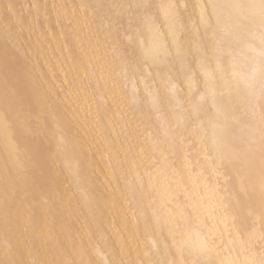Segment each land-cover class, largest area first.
<instances>
[{"label": "bare ground", "instance_id": "1", "mask_svg": "<svg viewBox=\"0 0 264 264\" xmlns=\"http://www.w3.org/2000/svg\"><path fill=\"white\" fill-rule=\"evenodd\" d=\"M67 1L0 0V10L7 7L11 15L16 13L11 34L0 35V264H264V131L257 130L264 127V119L254 122L249 111L241 114L238 107L215 95L212 80L207 82L216 111L207 116L209 135L222 153L215 171L220 169L223 178L216 182L219 185L209 180L207 196L195 199L196 185L207 171L190 168L186 179L191 186L180 187L187 209L176 199L169 205L157 183L159 177L154 178L160 159L155 155L163 157L161 150L152 149L147 140L141 143L147 134L142 137L128 127L123 103L113 96L112 88L102 89L103 79L86 86L88 55L76 50L79 37L67 35L74 24L79 30L78 22L85 15H70L66 21ZM153 1L155 15L145 13L133 35L138 57L160 71L158 80L177 73L181 66L180 77L192 88L185 55L202 48L191 39L199 37L197 24H207L210 15L227 28L231 47L238 43L250 51L264 49L256 45L264 26V0H195L196 16L180 20L179 26L175 16L183 0ZM72 2L96 21L102 0ZM32 13L47 15L30 19ZM21 16H29V21ZM55 17L60 19L47 23ZM5 20L0 17V32ZM32 32H39L33 48L24 42ZM180 33L186 34L184 40ZM12 40L13 46L4 45ZM169 54L175 61L164 60ZM67 66L71 68L65 70ZM126 67V72L133 69L132 64ZM240 67L235 71L244 81L249 74ZM96 68L88 69L90 75L103 72ZM174 77L169 80L173 86ZM142 87L147 94L137 107L145 108L149 99L158 111L157 87ZM244 93L249 97V89ZM25 123H32V128ZM156 124L159 144L166 137L182 138L192 129L187 124L172 128L164 118ZM247 144L253 145L249 152ZM115 146L123 152L118 154ZM194 149L191 158L202 152L200 146ZM209 205L218 209L210 213Z\"/></svg>", "mask_w": 264, "mask_h": 264}, {"label": "rangeland", "instance_id": "2", "mask_svg": "<svg viewBox=\"0 0 264 264\" xmlns=\"http://www.w3.org/2000/svg\"><path fill=\"white\" fill-rule=\"evenodd\" d=\"M70 1H67V6L64 7L65 11L63 14L67 15L65 18L66 21L71 20L70 15H85V19L78 22V24H80L79 30H74L77 27L74 26L76 25L74 24V28L73 26L72 28H69L70 30L69 32H67V35L79 37V39L81 40L79 43L80 46L76 47V50L80 49L79 51L82 50V53L84 52L88 55L87 60H85V64L87 66L86 86L90 88L93 80L97 82L99 79H103V84L100 85L102 86V89L112 88L114 90L113 96L116 98V100L119 99L123 103V109L121 110V112H123L125 119L129 121V123L131 122L130 124L128 123V127L132 126L130 128L134 129L135 131L137 130L135 133H138L142 137L144 134H147V138L144 139V142L141 143L146 144L145 141L147 140L148 145L152 149L161 150L160 154L163 153V157H160V155L157 154L155 155L157 159L158 157L160 159H158L155 165V171L157 175L154 176V178L159 177V179H155H158L157 183L164 189V194L167 198L166 202H169V205H171V203H173L176 199V201H180V207L183 210L187 209L188 204L186 203V201H183L186 196L182 194V190L180 187H183L185 184L191 186L192 182L186 179L187 171L190 168H200L201 170L204 168L205 170L206 167L205 171L207 172H204L198 182V185H196L198 186V194H193L195 199L202 200V197L207 196L205 193V187L209 185V180H212L213 185H219L216 184V182L222 180L223 178L221 177L220 169L215 171V168L218 167L217 165L221 166L220 164H218V160L221 159L222 153L219 146L215 142H212L213 140L209 135V130L211 127L207 116L209 113H213L216 111H214L212 107V95L209 92L210 85H208L207 82L210 83L212 80L213 82H211L210 84L215 83L212 84V86L215 85L217 87L216 88L215 86H213L215 87V91L217 90L216 93L214 92L215 95L217 94L216 96H219L218 98L226 102L229 101L233 106L238 107L241 114L245 112L247 113V111H249L248 114H250V118L251 120H254V122L260 119H264V49L262 47L264 46V26L259 28V32L261 33L262 31L263 35L262 33L258 34V38L261 37L262 39L260 38L259 40L257 38L258 43H256V45L258 47H262L263 50L259 48L258 51L256 48L253 49L252 52L247 47L243 48L241 44H239V47L238 43H234L235 45L231 47L232 44H230V42L228 41L229 35L227 34V28H222L224 25L213 22V18L211 15L206 18L207 24L205 22L204 24L202 23V27L200 26L201 22L199 21L197 26L199 25L198 28L200 29V35L199 37H196L198 36L196 35V38L192 36L191 40L196 41V46H200L202 48L198 49V47L196 50H193V54L191 50L185 55V58L190 62V70H192V73L190 72L192 76L189 77H191V79L193 78L191 81H194L192 84V88H188V85L185 83L183 77H180L179 70H181V66L180 68L178 67L179 69L177 68V73L173 74L174 76H177L176 78L174 77L175 84L173 86L170 85L169 81L171 78L173 79V75L162 76L160 77L159 81L156 74L158 75L160 71L152 66V64H149L148 62H142L141 58L138 57L139 51L137 50L139 48L136 38L133 35V31L134 28L138 26L137 23H140V21H142L145 13H148L150 15L152 14V16L155 15L154 12L156 6H154L155 2L153 0H102V2L98 5V8H101V11H98L96 21L89 19L86 13L83 12V8L76 9L78 5L73 2L70 4ZM193 1L195 2V0H183L181 7L179 4V9L176 13L177 17L175 16V22L178 20V26L180 25L181 21L194 14ZM91 2H93V0H91ZM178 2L176 1L177 4ZM21 6L22 5H17L15 6V8L21 9ZM27 6L28 5L26 4V7ZM6 8L7 7L0 10V17H3L4 20L7 19L5 20V25L7 26L4 25L3 28H5V30L9 32H6L5 30L4 32L3 30H1L2 33L0 32V35L4 33H10V30L12 29L11 24L14 20V17L16 16V13L14 15L12 13L11 15V12H9V8ZM14 9L12 7L11 11ZM30 15V19L32 17L42 19L43 16L45 17L47 14L32 13ZM194 15L192 17H194ZM22 18H24V21L25 18L27 19L26 21H29V16H24ZM59 19V17H55L47 23L50 24L52 21L56 22ZM215 24H217V26H215ZM219 28L223 30L220 31ZM22 29L23 28H19V30ZM41 30H39L41 35L47 37L48 32L45 30ZM43 31L44 34H42ZM204 31H209V34L213 36H210L209 34L205 36ZM39 32H32L31 34H29V36L27 35L28 37L26 36L24 38V42H26L28 45L30 44L31 48L35 47L36 43L34 42H36L35 40L37 39ZM211 32H213V34ZM185 37L186 34L180 33V38L182 40H184ZM200 37L203 42L201 41V39L199 40ZM198 40L203 44H201V42H199ZM11 42L13 43L14 40L9 41L8 44L4 43V45H8V47H11L13 46ZM51 42L52 40L47 41L48 44ZM203 45H205V49ZM49 47L53 48L52 45H49L48 48ZM233 47L235 49H233ZM60 51L63 50L61 49ZM242 51L244 54L241 55L240 53ZM194 52H196L197 54H194ZM195 55H199L200 58ZM170 56H165L164 60H168L170 63L175 61L172 56L170 59H166ZM193 56L196 58H192ZM202 58H204V65L202 64L203 60H199ZM171 59L172 61H170ZM258 59H260L261 61H258ZM127 63L129 65H133V69H130L129 72H126L125 70L127 68ZM198 64L200 65V67ZM237 65L241 66L240 69L249 74L246 80L243 81V79H240L237 75V72L235 71ZM97 66H99L103 72L96 74L99 71H95V73L93 72V74L90 75L88 69H97ZM151 66L155 69H152ZM68 68H71V66H67L64 69L68 70ZM202 69L205 70L202 72ZM49 72L53 73L55 71L51 69ZM256 76L258 77V79L256 78ZM251 78H255V80H252ZM66 81L67 79H65V81H61L60 84H64ZM143 84L148 85L149 87H154V85L155 88L157 87L158 90L156 93L158 94L157 97L160 108L158 111L155 110L153 106L154 103H152L149 99H147L148 102L145 108L137 107V103L141 102L147 94L146 88L142 87ZM58 89L60 90V88H57V90ZM246 89H249V97L247 98H245L244 96V90ZM31 96L32 94L28 95V97ZM19 97L21 98V96ZM128 98L130 99L127 100ZM23 99L25 98H22V100ZM30 99L31 98H29V100ZM168 100L169 103H167ZM90 107H87V109H90ZM129 116L131 119L128 118ZM159 116L167 120L172 128L174 126L189 127L190 125H192L191 128L193 130L191 129L187 131V133H185L182 138L166 137V139L159 144V141H157L156 139V137H158V134L157 132H155L157 126L156 121L161 119ZM118 123L120 124V121L117 122V125L119 126ZM23 125H29L28 127L30 129L33 126L32 123H25ZM195 125H197L198 127ZM124 128L125 127H123V129ZM257 130L261 133L264 131V127L260 129L257 128ZM263 139L264 137L261 140L263 141ZM137 143H140L139 139H137ZM140 144H133V147L137 148L136 146H138V148H140ZM199 146L202 148V152L197 154V157H189L190 153H195L194 147ZM115 149H118L116 150L117 152H119L118 154H121L123 152L120 146H115ZM252 149L253 145L249 144L245 148V151L249 152ZM119 150H121V152ZM182 161L188 162L183 163ZM196 164L198 165L196 166ZM199 174L200 171L195 173L194 176H198ZM119 175L120 174H118V176ZM144 178L148 183H151L153 181L147 174ZM203 179H206V182H204V184H202ZM154 202H159L158 198H154ZM213 207L214 206L211 205L207 206L208 212L212 213L216 210V208L218 209L217 206H215L214 208ZM185 246V244L182 245V247ZM96 247H93V250L95 252H97Z\"/></svg>", "mask_w": 264, "mask_h": 264}]
</instances>
